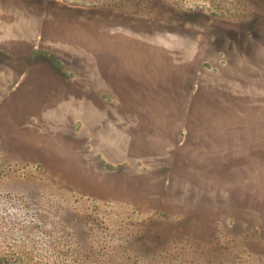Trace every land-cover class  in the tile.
<instances>
[{"label":"rangeland","instance_id":"rangeland-1","mask_svg":"<svg viewBox=\"0 0 264 264\" xmlns=\"http://www.w3.org/2000/svg\"><path fill=\"white\" fill-rule=\"evenodd\" d=\"M0 264H264V0H0Z\"/></svg>","mask_w":264,"mask_h":264},{"label":"bare ground","instance_id":"bare-ground-1","mask_svg":"<svg viewBox=\"0 0 264 264\" xmlns=\"http://www.w3.org/2000/svg\"><path fill=\"white\" fill-rule=\"evenodd\" d=\"M156 57H157V54H156Z\"/></svg>","mask_w":264,"mask_h":264}]
</instances>
